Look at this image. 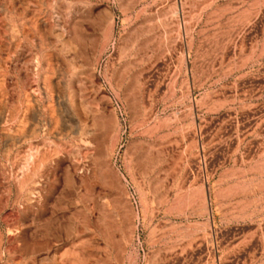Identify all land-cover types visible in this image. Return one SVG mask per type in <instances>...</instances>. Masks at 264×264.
Wrapping results in <instances>:
<instances>
[{
  "label": "rangeland",
  "instance_id": "1",
  "mask_svg": "<svg viewBox=\"0 0 264 264\" xmlns=\"http://www.w3.org/2000/svg\"><path fill=\"white\" fill-rule=\"evenodd\" d=\"M0 264H264V0H0Z\"/></svg>",
  "mask_w": 264,
  "mask_h": 264
},
{
  "label": "crops",
  "instance_id": "2",
  "mask_svg": "<svg viewBox=\"0 0 264 264\" xmlns=\"http://www.w3.org/2000/svg\"><path fill=\"white\" fill-rule=\"evenodd\" d=\"M226 227H229V222H228V224L226 225Z\"/></svg>",
  "mask_w": 264,
  "mask_h": 264
}]
</instances>
